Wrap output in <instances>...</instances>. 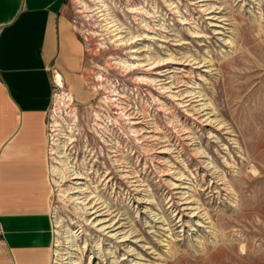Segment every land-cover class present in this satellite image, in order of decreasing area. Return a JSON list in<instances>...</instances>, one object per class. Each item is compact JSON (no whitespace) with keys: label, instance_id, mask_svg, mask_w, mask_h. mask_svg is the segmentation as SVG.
Masks as SVG:
<instances>
[{"label":"rangeland","instance_id":"1","mask_svg":"<svg viewBox=\"0 0 264 264\" xmlns=\"http://www.w3.org/2000/svg\"><path fill=\"white\" fill-rule=\"evenodd\" d=\"M67 10L92 96L51 111V264H264V0Z\"/></svg>","mask_w":264,"mask_h":264},{"label":"crops","instance_id":"2","mask_svg":"<svg viewBox=\"0 0 264 264\" xmlns=\"http://www.w3.org/2000/svg\"><path fill=\"white\" fill-rule=\"evenodd\" d=\"M85 51L67 0H0V264L52 263L54 74L88 101Z\"/></svg>","mask_w":264,"mask_h":264},{"label":"built area","instance_id":"3","mask_svg":"<svg viewBox=\"0 0 264 264\" xmlns=\"http://www.w3.org/2000/svg\"><path fill=\"white\" fill-rule=\"evenodd\" d=\"M73 96L72 94H70V91L68 90L65 82L63 81L62 77L55 73L54 74V92H53V104H52V110L51 111H56V110H60L62 108V106H69L72 102H73ZM50 111V115L48 118V122H47V136H48V146L50 147V143H51V120H52V115ZM56 113V112H55Z\"/></svg>","mask_w":264,"mask_h":264},{"label":"bare ground","instance_id":"4","mask_svg":"<svg viewBox=\"0 0 264 264\" xmlns=\"http://www.w3.org/2000/svg\"><path fill=\"white\" fill-rule=\"evenodd\" d=\"M102 140H104V139H102ZM104 142V141H103ZM105 143H106V141H105ZM74 173V172H73ZM79 173V172H78ZM77 173V175H79ZM73 175V174H72ZM76 175V176H77ZM83 176V175H82ZM84 177V176H83ZM82 177V178H83ZM80 179V178H79ZM77 190H79V189H77ZM80 198V197H79ZM90 202V201H89ZM90 209L92 210V212H93V214H98V216H100V214H101V212L100 211H102V209L99 207V206H97V203H95V202H92L91 203V206H90ZM100 212V213H99ZM108 228H113V231H114V226L113 225H111V226H109ZM72 264H75V261H72Z\"/></svg>","mask_w":264,"mask_h":264}]
</instances>
